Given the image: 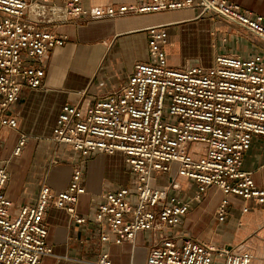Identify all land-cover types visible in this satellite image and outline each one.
Instances as JSON below:
<instances>
[{"label": "built area", "instance_id": "1", "mask_svg": "<svg viewBox=\"0 0 264 264\" xmlns=\"http://www.w3.org/2000/svg\"><path fill=\"white\" fill-rule=\"evenodd\" d=\"M196 9L255 37L260 48L250 57L221 53L210 66L169 65L165 25L147 28L149 60L135 65L125 85L103 95L87 110L65 104L51 140L82 157L121 153L130 185L108 191L93 209L101 244H134L139 234L162 233L145 264H255L250 252L212 243L178 239L166 231L180 227L193 202L211 187L224 198L215 217L231 215L229 197L264 206V188L253 172L242 169L255 139L264 138V17L227 0H137L135 3L86 8L82 0H0V131L15 130L12 112L24 90H36L45 77L44 59L67 37L56 29L75 18H117ZM226 41V39H225ZM26 136L14 151L22 153ZM264 170V165L260 167ZM83 166L76 167L67 188L40 187L37 202L12 214L5 193L11 179L0 164V264H39L53 254L45 222L50 206L65 209L78 224L76 205L86 192ZM178 178L195 185L189 199ZM249 207H243L246 213ZM93 264H113L101 251Z\"/></svg>", "mask_w": 264, "mask_h": 264}, {"label": "crops", "instance_id": "2", "mask_svg": "<svg viewBox=\"0 0 264 264\" xmlns=\"http://www.w3.org/2000/svg\"><path fill=\"white\" fill-rule=\"evenodd\" d=\"M137 0H82L86 8H100L135 3ZM243 10L264 17V0H227ZM165 25L168 41L164 50L169 65L182 68L190 65L210 66L214 63L215 50L207 63L192 64L185 53L174 54L179 36L217 35L234 41L237 48L225 53L252 56L261 42L211 15L201 16L196 9L165 12L151 15H125L117 18H73L56 29L67 42L52 49L44 59L45 77L36 90H24L12 112L19 120L18 128L0 131V164L6 165L11 179L5 189L13 202L12 214L23 206L37 202L40 187L47 184L54 192L68 187L76 167L83 166V184L86 192L76 205L79 216L89 217L88 223L78 224L65 209L50 206L45 222L48 227L47 242L53 254L45 256L39 264H93L101 251L110 254L113 264H145L150 248L162 233L145 232L137 236L134 244L125 242L101 244L92 220L93 209L108 191L130 185L123 154L93 153L82 157L67 145L51 140L62 107L75 104L83 110L95 104L103 95L122 88L134 67L149 60L147 28ZM199 33V34H197ZM244 38L245 48L239 47ZM185 45V38L183 41ZM226 42V41H225ZM182 46V45H181ZM202 61V60H201ZM22 136L26 144L19 155L14 151ZM264 138L255 139L253 148L246 154L242 169L253 172L256 184L264 188ZM185 187V198L195 191L194 183L178 178ZM218 187H211L200 202H193L190 213L174 231L179 242L193 239L198 242L225 246L237 251L250 252L255 264H264V206L239 198L229 197L231 215L224 223L216 220V209L224 198ZM212 201L208 209L204 205ZM249 207L243 213V207ZM255 234L256 232H259Z\"/></svg>", "mask_w": 264, "mask_h": 264}, {"label": "rangeland", "instance_id": "3", "mask_svg": "<svg viewBox=\"0 0 264 264\" xmlns=\"http://www.w3.org/2000/svg\"><path fill=\"white\" fill-rule=\"evenodd\" d=\"M199 34V33H197ZM224 34H218L217 37L215 35H205L204 33L199 35H192L190 32H185L184 36H181V33H178L179 40L178 44L180 45L178 48H174V54L183 52L185 53V58L189 59V62H192V64H197L196 62H204L207 63L209 56L212 52L218 51V54L225 53L231 49L237 48L234 41L230 38L229 41L228 38L226 39ZM185 38V45L183 46V41ZM226 39V42H225ZM244 38L240 40L239 47L241 49L245 48ZM182 45V46H181ZM202 60V61H201ZM253 148V145H252ZM212 201H207L204 203L205 206L208 207V209L212 206ZM259 232H256L255 234H258ZM258 260L261 262H264V256L258 257Z\"/></svg>", "mask_w": 264, "mask_h": 264}]
</instances>
